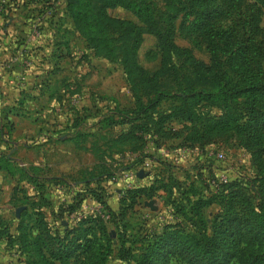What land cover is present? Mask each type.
Wrapping results in <instances>:
<instances>
[{"label":"trees","instance_id":"obj_1","mask_svg":"<svg viewBox=\"0 0 264 264\" xmlns=\"http://www.w3.org/2000/svg\"><path fill=\"white\" fill-rule=\"evenodd\" d=\"M212 1L218 6L202 12L204 5H210L209 0H187L186 6L191 7L195 17L179 28L188 36L201 38L209 52L208 66L195 61L189 51L174 46L173 22L178 14L170 18L164 32L159 29L151 0H104L97 16L89 0H68L66 10L86 44L92 49L99 47L111 58L114 51L106 32L104 36L103 28L97 25L95 29L93 23L97 18H105L107 8L129 11L147 24L149 32L158 41L164 65L172 55L183 57L191 62L196 74L214 79L209 90L181 95L180 105L167 113L157 109L169 95L157 92L147 105L134 95L133 109H117L119 121H114L111 116L105 125L127 126L125 133L113 140L114 144L138 143L144 136H150L160 140L181 138L184 147L201 145V141L204 144V140H210L216 133H233L251 154L256 169V199L252 200L237 183L216 184L214 191L207 195L191 186L188 196L181 200L170 199L167 203L179 222L163 226L159 234L145 233L144 237L137 235L130 241L124 222L128 212L134 209L140 197L151 198L160 188H167L169 195L172 184L127 190L120 198L117 212L110 209L98 189L86 188L76 193L71 204L60 208L56 216L59 224L52 225L44 221L40 208L47 201L38 194L39 203L33 204L27 222L22 219L18 226V249L27 255L24 264H106L113 254L127 264H264V27H261L264 0ZM218 23L221 25L217 27ZM140 41L137 31L121 65L127 78L135 77V72L136 77L147 83V79H143L144 71L132 61ZM208 103L221 105L223 114L201 124L194 122L193 108ZM171 121H176L180 128L168 127ZM9 130V125L2 126L0 134L4 136ZM149 159L143 157L138 163ZM1 170L13 177L17 174L20 178L26 177L41 190L35 178L14 167L10 156L0 155ZM93 181L95 179L88 182ZM96 181H101V177ZM88 182L83 184L88 186ZM86 196L92 197L99 209L80 218L72 217ZM212 205H218L220 211L208 227L203 210ZM105 215L111 220L113 236L105 226ZM32 230L36 232L34 236ZM2 235L11 247L14 240L6 231ZM136 244H139L138 250L134 249Z\"/></svg>","mask_w":264,"mask_h":264},{"label":"crops","instance_id":"obj_2","mask_svg":"<svg viewBox=\"0 0 264 264\" xmlns=\"http://www.w3.org/2000/svg\"><path fill=\"white\" fill-rule=\"evenodd\" d=\"M65 3L6 0L0 11V129L10 127L8 134H0V155L10 156L15 168L41 185L39 190L26 177L0 171V264H24L27 259L18 249V226L22 219L27 222L33 204L39 203L38 194L47 201L40 208L44 221L59 224L56 216L61 207L73 202L75 189L79 192L90 183L105 180V103L99 104L98 94L89 87L92 71L88 66L94 61L93 54L76 31ZM95 105L101 109L94 123H78L81 114L88 113L86 108ZM153 150L159 153L160 148L155 145ZM144 154L154 159L147 151ZM82 155L91 165L80 162ZM98 177L101 181H96ZM90 179L95 181L88 182ZM154 183L153 179L149 185L137 187L148 188ZM83 199L72 217L96 211L84 212L85 202L93 199ZM147 203H152L154 210L147 207L151 212L157 211L153 201ZM107 205L117 212L120 200L116 210ZM3 231L14 240L11 247ZM35 234L32 230V236Z\"/></svg>","mask_w":264,"mask_h":264},{"label":"rangeland","instance_id":"obj_3","mask_svg":"<svg viewBox=\"0 0 264 264\" xmlns=\"http://www.w3.org/2000/svg\"><path fill=\"white\" fill-rule=\"evenodd\" d=\"M103 1L89 0L95 16L99 14ZM209 1L211 2L210 5H204L202 12L210 7L218 6L217 2ZM67 3L68 0H66L65 5ZM186 4L187 0H151L152 12L159 29L164 32L170 18L174 14H178L173 22L174 46L189 51L195 61L208 66L210 65V56L201 38L188 36L179 31L180 27L187 25L195 17L191 7L188 9ZM97 19V22L93 23V27L96 29L97 25H100L103 28L104 36L106 32L114 51V57L111 58L106 56L97 46L94 49L89 48L94 60L88 66L89 70L92 71L89 87H91L93 93L98 94V103H105V107L103 106L105 109V125L111 119V116H113L114 121H119L116 115L117 109L119 111L133 109L134 95L144 105H147L148 101L153 99L157 92L169 95L170 97L163 100L157 109L160 113H167L175 106L180 105L181 95L189 94L191 91L209 90L212 87L214 79L211 76L196 74L191 62L183 57L172 55L164 65L158 41L149 32L147 24L133 13L118 7L107 8L105 18ZM221 24L223 25V22ZM221 24L218 23L216 26L218 27ZM261 27H264V17H262ZM137 31H139L141 41L132 61L144 71L143 79H147V83L136 77L138 75L135 72H133L135 77L127 78L121 65V59L125 51L131 47ZM101 55H104V57ZM131 67L134 68V65L131 64ZM226 70L229 71L227 67ZM101 87L105 88V91L99 90ZM97 107L95 105L86 108L88 113L83 112L77 119L78 123L85 121L84 125H86L85 123L92 125L97 118L95 114L101 109ZM193 109L194 122L199 124L223 114L221 105L214 103L199 104ZM168 127L179 129L180 125L176 121H171ZM126 129L127 126L122 125L105 127V165H107L105 167V180L99 183H90L89 188L98 189L99 195L116 210L118 209V201L123 194L139 184L149 185L154 179L156 187L168 183L172 184L173 187L169 195L166 194L167 188H160V191L151 199L140 198L138 205L128 212L124 222L127 223L126 234L130 241L137 235L142 238L150 232L159 233L162 231L163 226L174 224L176 221L179 222L180 219L175 220L172 216V211L168 208L167 203L172 199L181 200V197L188 196L189 187L191 186L201 194L207 195L209 191H212L211 180L216 175L224 174L229 183L241 185L252 200L256 199L257 189L254 182L256 169L252 164L250 152L241 146L235 134L216 133L210 140H204V144L201 141V145L188 146L189 144H187L184 147H182L184 141L181 138L160 140L152 139L150 136H144L143 141L138 143L112 144L111 140L116 139L121 133H125ZM153 142L157 144V148L159 147L161 152L157 153L153 150V146H155ZM144 151H147L154 158L144 161L149 164V167H144L145 163H138L140 159L146 157L147 154H144ZM217 153L223 154V162H216L215 154ZM82 161L87 165H91V163H88L86 155H82L80 162ZM91 162L95 163L93 157ZM140 170L149 173V176L142 179L141 182L133 176L135 171ZM78 189H75L74 192L78 193ZM145 201H153L158 208L157 211L151 212L147 207H144L143 203ZM85 206L84 212L87 213L99 209L98 204L91 199L85 202ZM219 211L220 207L218 205H212L203 210V216L208 221V227L211 226L213 217ZM9 219H12V217ZM110 221L108 216L105 215V225L107 229L112 231L113 227ZM208 233H211L209 229ZM138 245L136 244L134 249L138 250ZM106 264L127 263L118 260L113 254L107 259Z\"/></svg>","mask_w":264,"mask_h":264},{"label":"built area","instance_id":"obj_4","mask_svg":"<svg viewBox=\"0 0 264 264\" xmlns=\"http://www.w3.org/2000/svg\"><path fill=\"white\" fill-rule=\"evenodd\" d=\"M5 5H6V0H0V11L4 8ZM215 160L218 163L223 162V160H224L223 154H221V153L215 154ZM144 163H143L144 167H149L148 163H146V162H144ZM137 172L138 171H135L133 176L136 177ZM228 182H229V180H227V177L224 174H219L218 176L216 175L214 177V179L211 180V190L214 191L216 184H224L225 185Z\"/></svg>","mask_w":264,"mask_h":264},{"label":"water","instance_id":"obj_5","mask_svg":"<svg viewBox=\"0 0 264 264\" xmlns=\"http://www.w3.org/2000/svg\"><path fill=\"white\" fill-rule=\"evenodd\" d=\"M149 176V173H144L142 170L138 171L136 173V178L137 179H143L145 177ZM145 206L146 207H149L151 210H154L153 207H152V203H145ZM113 236V233L111 234Z\"/></svg>","mask_w":264,"mask_h":264}]
</instances>
